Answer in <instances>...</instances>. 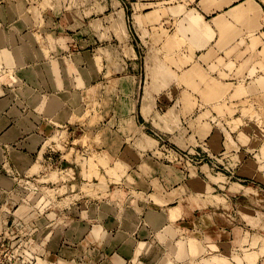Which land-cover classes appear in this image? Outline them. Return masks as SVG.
<instances>
[{
	"label": "rangeland",
	"instance_id": "rangeland-1",
	"mask_svg": "<svg viewBox=\"0 0 264 264\" xmlns=\"http://www.w3.org/2000/svg\"><path fill=\"white\" fill-rule=\"evenodd\" d=\"M6 1L28 8L33 24L41 8H51L55 21L53 27L7 28L13 97L20 98L23 86L35 89L37 45L45 56L50 47L61 50L73 87L60 98L73 110L71 122L107 139L86 137L77 148L72 145L83 170L92 167L83 172L90 185L78 197L73 174L70 179L62 174L60 183L45 177L40 184L0 190V264H264V60L238 58L227 66L224 56L209 69L200 68L203 74L194 83L184 74L144 73L142 58L133 59L138 13L150 11L160 22L170 6L187 0ZM256 1L264 8V0ZM18 12L11 10L14 22ZM161 25L155 38L164 35ZM21 63L33 72L24 75ZM56 78L64 88L62 77ZM201 87L221 93L205 100ZM119 100L125 102L123 111L116 107ZM106 185L137 187L131 208L140 215L151 206L149 193L140 189L154 185L155 202L164 190L173 197L169 206L180 202L185 214L172 222L175 232L158 231L135 255L129 249V258L122 257L116 252L122 237L117 231H80L68 214L74 197L89 195V203L98 204ZM113 193L123 203L128 199L124 189ZM148 249H154L153 258Z\"/></svg>",
	"mask_w": 264,
	"mask_h": 264
},
{
	"label": "crops",
	"instance_id": "crops-1",
	"mask_svg": "<svg viewBox=\"0 0 264 264\" xmlns=\"http://www.w3.org/2000/svg\"><path fill=\"white\" fill-rule=\"evenodd\" d=\"M3 1L5 5L0 9L3 16V19H0V29H3L0 30V190L11 191L21 182L36 181L40 184L43 181L41 178L45 177L57 178L55 180L60 183L64 179V174L69 179L72 174L73 178L75 176V181L71 185L75 187L78 185L79 190L89 187L90 184L83 172H89L92 167L83 170L76 153H71L74 148L72 145H80L81 139L84 141L86 137L96 139L99 136V139H105L104 137L107 139V134L102 137L100 132L88 130L90 127L80 125L74 127L75 124L71 122L73 110L70 111V105L60 98L61 92L69 96V87H73L70 85L72 83L70 67L63 61L64 56H60L62 51L55 52L54 48L50 47V50H46L45 56L37 45L34 66L35 89H26V86L18 89L21 95H28L27 100L21 95L20 98L13 97L9 81L12 75V55L7 43L11 39L7 28L16 27L20 31L23 28L53 27L55 26L53 10L38 9L39 14L34 16L38 19L33 24L34 20L28 16V8L13 3L6 5L7 1ZM187 1L185 4L177 3L170 6L165 18L160 22L151 19L150 11L142 13L141 16L138 13L140 23L136 26L139 46L133 49V59L138 55L140 63L142 58L144 73L164 76L184 74L189 83H194V77L203 74L200 68L209 69L215 66L219 59L223 60L224 56L227 66L232 65L238 58L247 62L253 61L254 64L264 60V8L259 2ZM11 10L19 11L18 22L10 18ZM146 17L148 19L145 20ZM162 21L164 35L155 38L154 33L162 26ZM26 38L27 36L21 38L20 43L27 42ZM26 64L27 67L24 68L21 63V69L27 76L33 71ZM178 69L180 72L176 71ZM56 77H62L64 88L56 84ZM199 89L205 100H211L221 93L215 88ZM14 91L17 92V89ZM21 98L25 100L23 105L19 101ZM124 103V100L116 101V107H122L123 111ZM28 107L35 108V112L30 111ZM41 109L46 113L40 112ZM138 135L140 136L139 133ZM62 146L64 150L60 149ZM81 149L82 147L79 151ZM114 189L119 192L126 190L128 199L123 203L114 195ZM137 190V187L131 189L106 185L104 192L98 194L101 198L98 204L91 205L89 203L91 197L83 194L79 199L74 197L72 209H69L68 214H73L74 219L78 220L80 231H117V235L122 237L116 252L122 257L129 258L126 251L130 249V255L132 253L135 255L141 245L150 242L158 231H165L167 236L170 232H175L174 226L171 227L172 222H177L185 214V206L180 202L173 207L169 206L173 203L170 202L173 197L164 190L159 191L160 201L155 202L152 197H156L158 191L153 185L146 191L140 189L149 193L148 199L151 201V206L149 205L150 207L140 215L131 208L135 205H131V200ZM160 192H163V196ZM79 194L81 190L75 195L78 197ZM96 223L99 225L96 226ZM152 250L148 249L149 255L153 258L155 251Z\"/></svg>",
	"mask_w": 264,
	"mask_h": 264
},
{
	"label": "bare ground",
	"instance_id": "bare-ground-1",
	"mask_svg": "<svg viewBox=\"0 0 264 264\" xmlns=\"http://www.w3.org/2000/svg\"><path fill=\"white\" fill-rule=\"evenodd\" d=\"M91 170H92V168L90 169V171H91ZM196 248H197V247H194V246H193V247H192V250H193V251H196ZM197 249H198V248H197ZM152 255H154V253H153ZM162 257H163V256H162Z\"/></svg>",
	"mask_w": 264,
	"mask_h": 264
}]
</instances>
